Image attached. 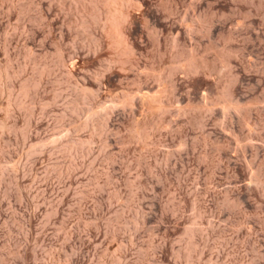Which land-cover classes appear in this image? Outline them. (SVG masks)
<instances>
[{
	"label": "rangeland",
	"instance_id": "1",
	"mask_svg": "<svg viewBox=\"0 0 264 264\" xmlns=\"http://www.w3.org/2000/svg\"><path fill=\"white\" fill-rule=\"evenodd\" d=\"M247 2L0 0V264H264ZM179 47L219 69L187 73Z\"/></svg>",
	"mask_w": 264,
	"mask_h": 264
},
{
	"label": "bare ground",
	"instance_id": "2",
	"mask_svg": "<svg viewBox=\"0 0 264 264\" xmlns=\"http://www.w3.org/2000/svg\"><path fill=\"white\" fill-rule=\"evenodd\" d=\"M248 2H249V0H248ZM247 2V3H248ZM253 2V1H252ZM257 2H258V0H257ZM256 2H254V4H255ZM259 3L260 4H262L263 3V5H264V0H259ZM258 4V3H257ZM262 5V6H263ZM247 14V13H246ZM249 14V13H248ZM208 21V20H207ZM190 29H191V27H190ZM238 29V28H237ZM236 30V29H235ZM238 31V30H237ZM264 32V31H263ZM233 33V32H232ZM260 33V32H259ZM264 34V33H263ZM232 35V34H231ZM228 38H234V37H231V36H229ZM246 40V39H245ZM263 40V39H262ZM244 41V40H243ZM211 44V43H210ZM178 48V47H177ZM183 48V47H182ZM185 48V47H184ZM212 48V47H211ZM232 48V47H231ZM231 48H228V47H226V46H223L222 48H220V49H218L219 50V52H218V54H216L217 55V57L221 60V62H222V64H221V70H225V69H228L229 68V66H231L230 64H232L231 63V61H230V59H231V57H234V56H236L237 54V52H236V50H234V49H231ZM234 48V47H233ZM177 50V51H176ZM176 51V52H175ZM242 51V50H241ZM174 52H175V54L174 53H172L173 55H174V57L176 58L175 60L177 61V62H180V61H185V65H186V72L187 73H194V72H198V71H204V72H207V73H209L211 70L213 71V70H215V68L217 69L220 65L219 64H217L218 65V67H216V65L213 63V61H212V63H210V60L208 59L209 57L208 56H205L206 54H204L203 55V53L202 52H200V53H202V55H199L198 53H196L194 50H186V48L185 49H180V47H179V49H175L174 50ZM238 52H240V50L238 51ZM172 54L170 55V58L172 57ZM173 57V58H174ZM172 58V59H173ZM241 58V57H240ZM171 60V59H170ZM174 60V59H173ZM173 60H172V62H173ZM233 60V59H232ZM235 60V59H234ZM176 61H175V63H176ZM171 62V63H172ZM174 63V62H173ZM172 63V64H173ZM177 64V63H176ZM175 64V65H176ZM180 64V63H179ZM174 66V65H173ZM169 68V67H168ZM173 68H176V67H173ZM167 69V68H166ZM219 69V68H218ZM168 70H170V69H168ZM215 71H217V70H215ZM230 71V70H229ZM226 72V71H225ZM234 71H232V72H229V74H228V81H229V85L228 84H226V92H225V89H224V92H225V94H226V96H227V100H226V102L228 103L227 105H225V107L226 108H228V107H232V105L231 104H233L235 101H234V91H233V87H231L232 85H230V84H232L233 82H235L236 81V79H237V81H238V77H237V75L235 74L236 72H234ZM200 73V72H199ZM227 73H228V70H227ZM226 73V74H227ZM223 74H224V72H223ZM239 74V73H238ZM208 75V74H207ZM225 76V75H224ZM223 76V77H224ZM227 76V75H226ZM225 78V77H224ZM226 82V81H225ZM234 84V83H233ZM235 90V89H234ZM222 91V90H221ZM220 92V91H219ZM223 93V92H222ZM222 93H221V95H222ZM236 96V95H235ZM235 100H237V99H235ZM223 101V100H222ZM224 102V101H223ZM237 102V101H236ZM235 102V103H236ZM234 103V104H235ZM237 104V103H236ZM236 107V106H235ZM234 109V108H233ZM203 120V119H202ZM201 121V120H200Z\"/></svg>",
	"mask_w": 264,
	"mask_h": 264
}]
</instances>
